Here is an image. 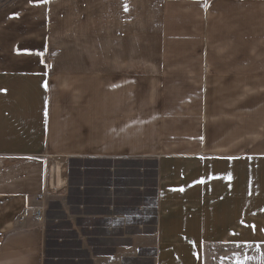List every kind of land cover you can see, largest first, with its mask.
<instances>
[{
	"label": "rangeland",
	"instance_id": "1",
	"mask_svg": "<svg viewBox=\"0 0 264 264\" xmlns=\"http://www.w3.org/2000/svg\"><path fill=\"white\" fill-rule=\"evenodd\" d=\"M20 1L0 0V12ZM48 22L53 119L94 117L100 149L107 138L132 155L71 163V186L114 188L43 194V264H154L157 159L264 152V1L49 0ZM69 203L89 254L63 221ZM121 214L126 227L104 218Z\"/></svg>",
	"mask_w": 264,
	"mask_h": 264
},
{
	"label": "crops",
	"instance_id": "2",
	"mask_svg": "<svg viewBox=\"0 0 264 264\" xmlns=\"http://www.w3.org/2000/svg\"><path fill=\"white\" fill-rule=\"evenodd\" d=\"M5 10L0 12V264H43L47 226L33 219L37 197L66 196L74 187L79 192L110 189V184L71 186V163L132 153L130 146L109 145L107 138L100 149L94 117L53 119L41 62L48 43L49 0H22L9 13ZM156 171L154 264H209L212 252L236 253L220 264H243L247 253L251 264H264V152L161 155ZM66 173L65 184L61 178ZM71 208L69 203L62 210L63 221L82 242L80 250L89 254L79 237L80 217ZM104 218L126 227L124 214ZM99 258L91 255L89 260L99 264Z\"/></svg>",
	"mask_w": 264,
	"mask_h": 264
},
{
	"label": "built area",
	"instance_id": "3",
	"mask_svg": "<svg viewBox=\"0 0 264 264\" xmlns=\"http://www.w3.org/2000/svg\"><path fill=\"white\" fill-rule=\"evenodd\" d=\"M44 200H45V196L43 194L37 197L36 199L37 207L33 212V219L39 224H43L45 220Z\"/></svg>",
	"mask_w": 264,
	"mask_h": 264
},
{
	"label": "bare ground",
	"instance_id": "4",
	"mask_svg": "<svg viewBox=\"0 0 264 264\" xmlns=\"http://www.w3.org/2000/svg\"><path fill=\"white\" fill-rule=\"evenodd\" d=\"M51 170H52V169L50 168V170H49V177H51V175H52V174H51Z\"/></svg>",
	"mask_w": 264,
	"mask_h": 264
},
{
	"label": "snow or ice",
	"instance_id": "5",
	"mask_svg": "<svg viewBox=\"0 0 264 264\" xmlns=\"http://www.w3.org/2000/svg\"><path fill=\"white\" fill-rule=\"evenodd\" d=\"M44 2H45V3H47V2H48V0H44ZM237 247H239V245H237Z\"/></svg>",
	"mask_w": 264,
	"mask_h": 264
}]
</instances>
